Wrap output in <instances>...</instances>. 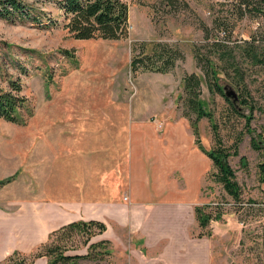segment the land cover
<instances>
[{"label": "rangeland", "instance_id": "obj_1", "mask_svg": "<svg viewBox=\"0 0 264 264\" xmlns=\"http://www.w3.org/2000/svg\"><path fill=\"white\" fill-rule=\"evenodd\" d=\"M23 1L34 4L60 25L43 28L0 19V56L7 74L22 80L33 111L26 124L0 120V235L12 236V229L20 227V220H12V224L11 219L21 215V206L31 201L38 184H42L43 158L51 147L43 138L52 132V123L72 120L86 114V110L99 118L108 116L106 120L112 121L130 115L164 124L185 119L194 134L189 119L183 115L182 82L186 75L197 74L202 79L200 99L205 109L214 114L223 145L231 149L242 137L239 156L230 157L229 163L242 186L243 209L236 210L232 199L215 182L213 166L205 177L200 206L209 205L210 212L218 203H225L221 219L213 220L205 231L212 233L206 237L212 252L207 259L211 264H264V182L260 171V165L264 164V144L262 149L255 150L251 142L253 138L259 141V134L264 136V68L240 57L244 42L253 38L259 24L260 32H264V16L230 18L229 46L241 58L258 106L248 127L245 118L230 113L222 96L210 92L208 79L195 59L196 48L205 52L208 50L203 47L205 44L224 38V33L214 28V22L231 10L233 0H177V8L167 6L166 0H123L129 7L130 28L128 37L118 41L77 40L65 29L61 11L48 0ZM207 29L211 31L209 39ZM142 42L178 47L184 59L169 74L134 75L130 69L133 47ZM18 63L28 69V76L16 72ZM233 75L231 71L230 77L220 76L229 85ZM231 86L240 96V89ZM244 113L250 114L249 109ZM198 126L203 147L208 151L214 149L216 137L212 123L204 118ZM2 182H5L3 186ZM216 216L217 212H213V217ZM68 248L67 255L88 252L81 238ZM106 249H112V245H103L98 252ZM15 252L26 256L32 253ZM128 261L127 256L112 249L110 255L79 260L76 264H128Z\"/></svg>", "mask_w": 264, "mask_h": 264}, {"label": "crops", "instance_id": "obj_2", "mask_svg": "<svg viewBox=\"0 0 264 264\" xmlns=\"http://www.w3.org/2000/svg\"><path fill=\"white\" fill-rule=\"evenodd\" d=\"M84 113L52 123L43 138L51 147L42 184L11 219L20 227L0 235V262L15 251L31 253L65 225L98 221L107 230L93 242L109 241L128 264H211L195 208L203 204L213 162L189 122L159 129L158 122L133 115L112 121Z\"/></svg>", "mask_w": 264, "mask_h": 264}, {"label": "trees", "instance_id": "obj_3", "mask_svg": "<svg viewBox=\"0 0 264 264\" xmlns=\"http://www.w3.org/2000/svg\"><path fill=\"white\" fill-rule=\"evenodd\" d=\"M46 1V0H44ZM59 11L64 19V27L77 40L102 39L118 41L128 37L129 31V7L123 0H48ZM167 6L177 8V0H166ZM231 10L227 14L217 18L214 28L224 33L223 39L208 42L203 47L207 48L202 52V48L195 49V59L198 66L204 72L209 90L212 94H219L229 105L230 113L234 117L245 118L247 126H250L257 109L252 90L246 80V70L242 68L239 56L231 50L229 40L232 30L230 18L237 20L245 16L257 18L264 16V0H233ZM0 19L11 24H32L38 27L48 28L59 26L58 20L49 18L34 4H29L23 0H0ZM261 24L257 28L256 34L249 41H245V48L240 57H244L253 66L264 68V32H260ZM211 31L206 30V38L209 39ZM2 49V48H0ZM184 59L183 53L178 47L166 43H137L133 47V56L130 63L131 72L169 74L177 66L179 61ZM17 73L29 75V71L21 63H18ZM7 66L0 56V120L12 124H26L29 117L33 116L30 108V100L24 94V84L19 77L7 74ZM5 71V73H4ZM234 73L230 84L223 82L220 75L226 77ZM7 75V76H6ZM6 76V77H4ZM184 86V116L189 119L196 143L199 148L212 160L215 172L214 180L222 186L224 192L232 199L233 207L236 210L242 208V186L237 180L236 172L229 163L230 157L239 156V144L242 137L234 142L231 149L226 148L218 133V126L214 120V114L208 112L200 99L202 90V79L197 74L186 75L183 79ZM3 84H6L4 86ZM240 89V96L231 86ZM249 109L250 114L244 113ZM207 118L213 127L216 137V147L210 151L201 144L199 134V122ZM251 133V130H250ZM263 137V139H262ZM264 136L259 134V141L252 139V146L255 150L262 149ZM262 143H261V142ZM233 151V152H232ZM242 163L245 159L242 158ZM246 165V164H244ZM261 182H264V164L260 165ZM5 182H2V186ZM225 203H218L210 212L209 205L197 206L195 208L196 220L202 232L199 238L210 237L212 233L209 226L213 220L221 219L222 209ZM213 212L217 216L213 217ZM107 230L105 224L98 221L74 222L54 231L49 240L41 244L30 255H22L14 252L2 264H34L39 258H47L48 264H76L79 260L97 259L104 255L112 254V249L99 251L103 245H111L109 241L93 242V238L102 235ZM82 239L83 246L87 247L85 255H67L68 245L75 239Z\"/></svg>", "mask_w": 264, "mask_h": 264}, {"label": "built area", "instance_id": "obj_4", "mask_svg": "<svg viewBox=\"0 0 264 264\" xmlns=\"http://www.w3.org/2000/svg\"><path fill=\"white\" fill-rule=\"evenodd\" d=\"M158 127H159V129H162L163 128V123H158Z\"/></svg>", "mask_w": 264, "mask_h": 264}]
</instances>
